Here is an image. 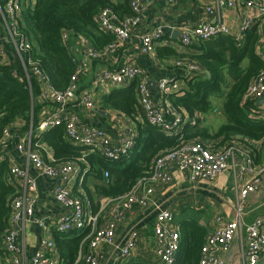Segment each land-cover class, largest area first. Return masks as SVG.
<instances>
[{
	"label": "built area",
	"instance_id": "1",
	"mask_svg": "<svg viewBox=\"0 0 264 264\" xmlns=\"http://www.w3.org/2000/svg\"><path fill=\"white\" fill-rule=\"evenodd\" d=\"M148 1H161L168 5H174L178 0H130L131 14L120 17L110 9L100 11L98 20L100 29L114 36V41L101 50H95L89 40L83 36L74 37L65 31L62 34V42L72 57L75 72L70 84L64 91L55 89L49 77L39 64L24 60L25 54L32 50V44L21 31L19 18L21 5L19 0L0 1V18L6 26L5 41L13 47L14 54L22 63L26 78L31 88L33 77L40 89L42 100H51L56 110L46 115L38 125V131L45 132L54 127L64 126L66 138L73 144L86 149V154H98L109 162H117L127 158L134 149L137 141V132L133 128H126L119 136L116 143L102 129L92 126H82L77 114L68 115L70 101L79 92L80 77L87 74L92 60H105L109 55L125 46H137L133 42V29L142 19L141 7ZM207 18L200 24L180 29V48L192 51L195 41L207 42L220 36H235L232 28L221 20V12L224 10L241 11L246 16L242 19L237 41H242L244 36L256 27L264 18V0H213L209 3L200 0ZM138 52L141 55H150L157 44L162 40L161 33L146 34L140 37ZM85 46L86 55L79 59L75 54L74 43ZM5 51L0 46V58ZM177 66L184 68L188 74V80L198 77H206V70L193 59L183 58ZM97 83L108 87H126L137 83L136 95L138 106L145 122L160 129L168 135H180L185 127V116L182 111L171 103L169 96L175 93H184L183 86L178 81L162 79L158 83V94L163 103L159 106L153 98L150 89V77L144 69L128 63L115 70L111 67L101 69L96 76ZM264 97V70L249 85L245 101H257ZM80 104L86 111H95L96 102L93 89L83 91L80 96ZM257 115L264 118V112ZM21 122H16L3 131V139L13 141L18 136ZM31 135L20 142L17 150L26 153L30 164L43 177L58 180L60 183L54 191L55 200L65 209V214L55 219V228L59 234H68L73 231L89 229V234L83 241L89 252L83 255V245L80 247L77 263L101 264L99 249L102 246H116V230L119 223L132 215L136 207L146 208L152 202L156 185H170L173 182L172 171L188 172L193 182L214 181L227 170H237L235 189L237 191L236 218L232 221L217 219V227L207 235L201 248L199 264H224L221 253L228 251L236 236L244 230L247 235V247L243 258L245 264H259L264 258V230L262 222L257 221L251 225L245 224L243 216L249 196L261 188L264 181V163L258 162V151L247 142L236 137L226 147H217L199 141L183 142L178 149L170 150L157 157L154 162L151 175L142 178L133 189L123 196L110 198L102 206V210L94 213L88 203H85L74 192V184L78 169L75 161H58L51 158L47 162L40 153L31 148ZM4 158L0 156V166ZM11 174L22 181L23 190L13 202L12 227L7 230L4 237V250L10 264H60L50 257L55 250L53 241L44 239L39 249L28 257L25 251L17 244L18 227L26 219H32L34 215L37 184L28 173L20 167L10 168ZM106 179L110 174L104 172ZM157 208V206H156ZM106 213L107 224L100 226L101 212ZM34 223L43 227L38 219ZM44 228V227H43ZM156 242L157 264H174L180 249L181 236L175 213L172 209H161L157 213L154 227ZM139 237L138 231H133L125 245L118 249L120 259H128L134 251Z\"/></svg>",
	"mask_w": 264,
	"mask_h": 264
},
{
	"label": "trees",
	"instance_id": "2",
	"mask_svg": "<svg viewBox=\"0 0 264 264\" xmlns=\"http://www.w3.org/2000/svg\"><path fill=\"white\" fill-rule=\"evenodd\" d=\"M0 1L4 3V0ZM129 2L35 0V6L25 7L19 18L22 33L32 44V50L24 56L25 62L39 64L52 86L64 91L70 84L75 65L63 45V32L67 31L74 37L83 36L95 50H101L114 41V36L100 29V11L110 9L123 19L131 14ZM258 39L259 36L251 31L241 43L226 36L200 42L196 46L198 53L194 58L205 67L208 78L194 79L183 95L170 97L176 108L186 110L193 117L196 112L205 113L210 109L211 97L223 95V112L227 119L225 125L210 134L200 128L202 119H198L195 125L187 123L180 135L171 136L146 124L140 130L136 145L127 158L109 162L98 154L87 155L86 160L93 173L102 182L98 188L99 194L110 199L130 192L139 180L151 175L158 156L178 149L183 142L216 141L217 147H226L234 138L239 137L251 144L258 154L260 149L264 153V119L257 115L254 101L244 100L249 85L264 70V61L255 52ZM245 60L249 61L247 67L243 66ZM134 89L135 85L123 91H115L109 97L108 104L128 115L138 113ZM40 92L33 77L30 88L18 57L10 61L0 58V139L3 138L4 129L21 122V133L29 132L32 127L33 141L36 142L34 137L38 130L37 116L40 110L37 98ZM39 140L53 150L55 159L59 161L81 158V149L67 141L64 126L47 130ZM105 171L110 174L108 179L104 176ZM22 190V181L11 174L8 162L3 163L0 166V264H4L7 257L3 244L7 230L12 227L13 202ZM88 234L89 230L57 233L56 245L64 264H76L80 247L87 243V240L83 241ZM180 236V249L174 264H199L201 248L207 237L206 229L195 222H189L181 226Z\"/></svg>",
	"mask_w": 264,
	"mask_h": 264
},
{
	"label": "crops",
	"instance_id": "3",
	"mask_svg": "<svg viewBox=\"0 0 264 264\" xmlns=\"http://www.w3.org/2000/svg\"><path fill=\"white\" fill-rule=\"evenodd\" d=\"M206 1L209 3L213 2V0ZM19 2L21 5L20 18L22 10L25 7L33 8L35 6V0H19ZM141 12V22L133 29L132 34L133 42H135L137 46H125L119 48L105 60H92L87 74L80 77L79 92L77 96L70 101L68 107V115H79L82 126H92L102 129L107 133L113 143L118 141L120 134L126 128L134 127L137 136L139 137L140 130L145 127L147 123L145 122L138 106V98L136 95L137 83L134 82L130 86L119 88L108 87L97 83V73L105 67L119 70L128 63L144 69L150 77V89L153 93V98L160 106L163 103L158 94V83L160 80L169 79L172 81H178L183 86L184 90L186 89L185 92L187 91L189 84L194 80H188L186 70L177 66V63L183 58H190L193 59L194 62H198L194 56L198 53L196 46L200 42L195 41L192 51L185 52V49L180 48V29L182 27H192L200 24L207 18V14L205 13L200 0H178L174 5H168L161 1H148L142 5ZM220 14L221 20L226 25H229L235 33V36L226 37H231L237 43L243 42L244 38L242 41H237L236 38H238L237 34H239L242 19L246 16L244 11L224 10ZM251 31L259 36L255 52L264 61V18L261 19ZM175 32H177V34ZM6 33V26L0 18V46L3 47L5 51L4 59L10 61L13 60L16 55L14 54L12 45L4 39ZM152 33H161L162 40L156 45L154 51L150 55H141L138 52V46L141 41L140 37ZM74 49L75 54L79 59L85 57V46L76 42L74 43ZM248 62V60H245L243 66L247 67ZM205 74L206 77L201 76L203 79L208 78L207 71ZM152 83L155 85L154 89L151 88ZM133 85H135L134 90L137 98L138 113L128 115L127 113L114 109L108 104L109 97L115 91H123ZM88 89L94 90L96 102L95 111H86L80 104V96L82 92ZM224 90L226 92L228 91L227 88ZM184 93L181 92L172 95H183ZM172 95L169 96V99ZM224 101L225 97L223 95L211 97L210 109L205 113L196 112L193 117H191L186 110L182 109L181 111L185 116V125L189 122L192 125H195L198 119H202L203 122L205 118L214 117V112L219 110L220 114L215 115L220 117V120L218 119L219 129L227 123L226 116L223 112ZM254 102L255 109L259 111L260 114L263 113L264 103L257 104L256 101ZM37 104L40 106L37 116L40 124L46 115L51 114L56 110V106L50 99L42 100L39 96L37 98ZM202 122L200 123L201 129L208 131L210 134H214L218 131V129L210 131L208 128H202ZM21 124L20 130L23 126V123ZM43 133L44 132L37 130L36 137H34L36 142L33 141L32 127L29 132L24 134L19 131L18 136H16L13 141H7L3 138L0 139V156L4 158L3 163L8 162L10 168L17 166L25 170L29 177L35 180L37 184L34 215L32 219H26L16 227L19 234L17 244L25 251L28 257H31L39 249L40 243L44 239L53 241L56 245L57 231L55 228V219L57 216L65 214L66 212L64 207L59 204L54 197V191L60 182L58 180L41 176L30 164L27 154L20 153L17 150L18 144L31 135L32 150L40 153L43 159L47 162L51 161V158L55 159L53 150L47 144L42 143L41 140H39ZM67 141L70 142L72 146L79 148L82 151L81 158L74 159L78 169L74 184V192L85 203L89 204L94 213H98L103 209L102 203L108 199L99 194L98 188L101 187L102 182L93 173L94 171L86 160V149L73 144L68 139ZM215 142L216 141H213L208 144H215ZM261 150L262 149H260L259 152L260 158H258L257 161L264 163V153H262ZM102 173L103 171H101V174ZM172 175L173 182L170 185L155 186L152 202L148 207H136L132 215L119 223L116 230V246H102L99 249L101 264H157V247L154 227L157 213L161 209L170 208L174 211L179 229H181V226L186 223L195 222L206 229L207 235L215 230L217 227V219L219 217L223 218L224 221H232L236 218L235 209L237 191L235 189V179L237 176V170H227L219 175L214 181L193 182L191 181L188 172L180 173L175 169H173ZM33 219L40 220L44 228L34 223ZM243 221L245 224L249 225L261 221L263 226L262 229L264 230V181L261 188L249 196ZM106 224L107 217L106 213L103 211L101 212L100 226H105ZM133 231L139 232L137 245L130 258L124 260L120 259L118 249L125 245L129 235ZM246 247L247 235L245 231L242 230L241 235L235 237L230 249L221 253L223 263L245 264L243 255ZM88 252L89 248L85 244L83 247V255H86ZM49 255L52 259H55L57 263L64 264L57 245L55 250ZM4 264H10L8 257L5 258ZM77 264L84 263L81 261ZM259 264H264V258Z\"/></svg>",
	"mask_w": 264,
	"mask_h": 264
},
{
	"label": "rangeland",
	"instance_id": "4",
	"mask_svg": "<svg viewBox=\"0 0 264 264\" xmlns=\"http://www.w3.org/2000/svg\"><path fill=\"white\" fill-rule=\"evenodd\" d=\"M219 102H221V101H219ZM218 114H220V111L219 110L218 111L216 110L214 112V117L212 116V117L205 118L203 120L202 124H201L202 125V128H208L210 131L211 130L218 129L219 120H220L219 118L220 117L215 116V115H218ZM105 201L102 203V206L106 203ZM178 222H179V219H178ZM125 264H128V263H125Z\"/></svg>",
	"mask_w": 264,
	"mask_h": 264
},
{
	"label": "water",
	"instance_id": "5",
	"mask_svg": "<svg viewBox=\"0 0 264 264\" xmlns=\"http://www.w3.org/2000/svg\"><path fill=\"white\" fill-rule=\"evenodd\" d=\"M175 33L177 34V32H175ZM154 86H155V85L152 83V84H151V88L154 89ZM256 103H257V104L264 103V98L257 100Z\"/></svg>",
	"mask_w": 264,
	"mask_h": 264
}]
</instances>
